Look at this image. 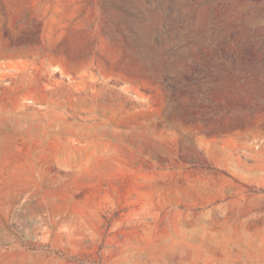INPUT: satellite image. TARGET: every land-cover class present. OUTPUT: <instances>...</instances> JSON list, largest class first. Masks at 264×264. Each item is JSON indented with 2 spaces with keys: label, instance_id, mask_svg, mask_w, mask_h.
<instances>
[{
  "label": "rangeland",
  "instance_id": "obj_1",
  "mask_svg": "<svg viewBox=\"0 0 264 264\" xmlns=\"http://www.w3.org/2000/svg\"><path fill=\"white\" fill-rule=\"evenodd\" d=\"M0 264H264V0H0Z\"/></svg>",
  "mask_w": 264,
  "mask_h": 264
}]
</instances>
